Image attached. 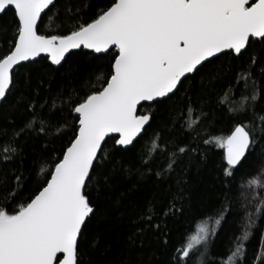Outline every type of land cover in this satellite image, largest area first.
I'll return each mask as SVG.
<instances>
[{
    "label": "snow or ice",
    "instance_id": "obj_1",
    "mask_svg": "<svg viewBox=\"0 0 264 264\" xmlns=\"http://www.w3.org/2000/svg\"><path fill=\"white\" fill-rule=\"evenodd\" d=\"M50 6H55L54 0H0V16L11 12L14 26L10 39L9 29L0 26L7 45L0 55V101L6 105L16 91L31 87L33 73L41 77L40 83L53 74L75 81L80 76L77 57L93 65L89 78L95 76L100 86L89 87L83 95L58 93L63 104L59 115L51 111L55 101L39 106L48 108L47 114L30 104L31 115L19 125L13 122L11 136L8 129L0 130V164L19 159L22 165L28 142L37 141L39 147H32L33 163L38 165L37 175L45 177L24 197L23 173L15 175L16 187L11 190L7 174L0 175V193L10 191L13 197L8 202L5 196L0 203V264H99L92 255L99 240L89 239V232L99 212L101 181L106 184L109 179L104 169L111 165L115 170L124 162L158 113L166 112L172 119L154 136L163 138L164 130L174 131L181 118L173 115L175 100L183 91L187 108L194 103L187 95L190 82L197 77L203 82L205 74L218 81L222 73L212 70L215 61L231 58L243 65L250 57L256 64L254 46L264 44V0H110L90 22L74 25L66 33L42 34V14ZM65 110L67 115L62 114ZM260 119L264 122V117ZM69 131L66 145L59 150L51 146ZM193 131L195 126H187L165 141L172 150L164 154L166 169L155 175L174 179L175 191L169 185L166 202L162 200L159 208L150 204L133 221L137 227L128 237L129 252L138 242L143 247L149 232L157 234V239L164 235L168 243L167 218L183 213L189 193L184 176L193 165L199 169L208 159L207 149L201 151L199 133L193 136ZM202 143L223 150L224 174L234 176L253 154L257 139L254 129L237 124L230 134ZM248 227L236 238L229 264L246 259L243 242L250 237ZM210 231L215 235L206 222L197 223L185 245L177 249L179 255L170 257L168 264H190L193 250L207 244ZM259 259L264 264V257ZM127 264L143 262L129 258Z\"/></svg>",
    "mask_w": 264,
    "mask_h": 264
},
{
    "label": "trees",
    "instance_id": "obj_2",
    "mask_svg": "<svg viewBox=\"0 0 264 264\" xmlns=\"http://www.w3.org/2000/svg\"><path fill=\"white\" fill-rule=\"evenodd\" d=\"M109 3L110 0H55V6H51V10L42 17L41 33H66L74 25L90 22L99 9ZM12 21L11 12L0 16V26L9 29V39L14 27ZM6 50L5 40L0 36V55ZM254 50L258 54L256 64L251 63L250 57L245 58L247 63L243 65L231 58L215 61L212 70L222 73L218 81L210 80L205 74L203 82L200 77L190 82L187 95L194 103L187 108L183 91L175 100L176 111L173 115L181 118L174 131L164 130L163 138L154 136L162 125L169 124L172 119L166 112L158 113L152 128L143 135L133 152L125 156L124 162L118 164L115 170L111 165L104 169L109 179L106 184L101 181L99 212L89 232V239L99 240L97 250L92 253L99 264H127L129 258L143 264H168L170 257L179 255L177 249L185 245L187 237L200 222H206L210 230H215V235L210 231L207 244L196 246L190 264H229L228 257L235 249L236 238L242 235L244 226H249L250 237L243 242L246 259L241 264H261L259 257H264V132L260 129L264 127V122L260 118L264 117V65L261 64L264 44L257 42ZM75 59L80 73L75 81L53 74L51 78L44 77L43 83H40L41 77L33 73L31 87L16 91L6 105L2 102L0 130L8 129L11 136L13 122L19 125L31 115L30 104L37 106V112L47 114L49 109L42 110L39 106L52 105L55 101L51 111L59 115L58 110L63 108V104L57 98L58 93L77 92L83 95L89 87H99L100 81L95 76L89 78L93 65L83 57ZM103 63L106 65L107 62ZM204 71L207 73L208 69ZM64 100H67L66 95ZM62 114L67 115V111ZM237 124L254 129L257 145L253 154L243 161V166L235 170L234 176H227L224 174L226 164L222 162L223 150L215 144L205 145L202 140L228 135ZM182 125L185 129H182ZM187 126H195V131L191 133L193 136L199 133L201 151L207 149V162L199 169L193 165L184 176L189 193L183 202V213L175 212L174 216L167 218L165 233L168 243H164V235L157 239V234L149 232L144 238V246L139 247L138 242L136 249L129 252L128 237L137 227L133 221L150 204L159 208L162 200L166 202L169 185L175 191L174 179L164 180L155 173L167 167L168 156L164 154H170L172 146L165 141L186 130ZM54 132L55 129L49 134V139ZM69 136L70 131L51 146L59 150L67 144ZM33 146L39 147V143L28 142L22 165L19 159L0 164V175L7 174L10 190L16 187L15 175L23 173L24 197L30 196L45 179L44 175H37ZM119 155L117 153V157ZM138 168L144 173L143 176L137 171ZM172 175L169 173V176ZM254 179L259 183H253ZM5 196L8 202L12 201L9 191L0 193V203L4 202ZM216 219L221 221L219 225L215 224Z\"/></svg>",
    "mask_w": 264,
    "mask_h": 264
},
{
    "label": "water",
    "instance_id": "obj_3",
    "mask_svg": "<svg viewBox=\"0 0 264 264\" xmlns=\"http://www.w3.org/2000/svg\"><path fill=\"white\" fill-rule=\"evenodd\" d=\"M54 2H55V0H54ZM50 7H51V6H50ZM47 11H48V10H46V12H47ZM43 15H44V14H42V17H43ZM1 103H2V101H0V105H1Z\"/></svg>",
    "mask_w": 264,
    "mask_h": 264
}]
</instances>
